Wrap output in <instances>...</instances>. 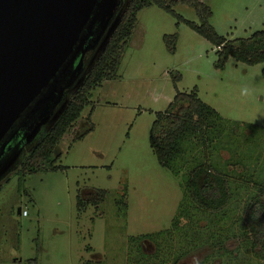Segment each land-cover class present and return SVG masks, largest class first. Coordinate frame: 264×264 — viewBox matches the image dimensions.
<instances>
[{"label":"rangeland","instance_id":"1","mask_svg":"<svg viewBox=\"0 0 264 264\" xmlns=\"http://www.w3.org/2000/svg\"><path fill=\"white\" fill-rule=\"evenodd\" d=\"M127 1L120 2L108 31ZM200 1L211 10L210 25L226 40L246 39L253 32L264 31V0ZM173 11L198 24L191 7L179 4ZM136 19L116 78L91 90L88 105L57 145L60 157L56 165L64 170L28 175L22 183L16 175L20 159L53 126L56 118H52L0 178V264H126L127 256L142 242L167 232L180 209L185 175L157 164L149 147V132L156 113L166 110L176 92L188 94L195 89L198 99L220 117L221 128L233 129V134L245 131L248 135L252 129H244L247 125L264 128V62L249 66L228 58L223 69H218L217 48L174 16L151 6L141 9ZM173 34L177 37L174 54L163 41L165 35ZM98 54L99 48L87 56L89 61L75 88L66 95V103ZM242 89L250 94L242 96ZM90 124L93 129L81 140H74ZM252 134H256L255 129ZM260 139L257 159L256 155L245 159L244 148L240 149L243 167L233 164L237 158L229 153L225 140L221 144L226 149L218 147L211 155L208 150L203 158H212L220 166L229 162L226 168L234 188L233 216L253 192L245 183L237 189L239 174L251 170L257 171L256 175L264 173V168L260 170L264 134ZM186 146L191 150L182 157L184 170V165L193 161L192 155L200 156L198 148L190 143ZM96 191L105 192L103 201L97 206L86 204L89 194ZM78 198L83 206L77 205ZM22 211L27 215L21 216ZM187 212L182 228L189 235L186 239L180 236L172 245L175 251L183 245L191 249L184 263H259L241 254V240L238 235L233 237L238 233L237 224L215 223V216L202 215L191 206ZM197 237L198 242L192 240ZM221 245L226 256H221ZM145 251L155 253L149 244ZM236 252L241 254L237 258L233 255ZM162 263L170 264L166 259Z\"/></svg>","mask_w":264,"mask_h":264},{"label":"trees","instance_id":"2","mask_svg":"<svg viewBox=\"0 0 264 264\" xmlns=\"http://www.w3.org/2000/svg\"><path fill=\"white\" fill-rule=\"evenodd\" d=\"M179 4L193 9L198 24L188 22L174 13L173 7ZM151 6L174 16L178 23H184L191 31L217 48L215 67L218 69H223L228 58L249 66L264 62V31L253 32L246 39L226 40L218 35L210 25L211 10L200 0H128L98 56L77 89L68 97L63 111L53 126L20 159L19 169L16 172L19 183H22L28 175L64 170L63 167L56 165L60 157L57 152L58 143L80 117L84 107L88 105L91 90L103 81L116 78L123 50L136 25V16L141 9ZM176 38V34L163 37L165 46L172 54L175 52ZM88 61L86 59L85 65ZM176 78L179 79V76ZM66 95H68L67 91ZM89 118L90 115L87 116V121ZM221 124L222 120L218 114L198 99L195 89L188 94L176 92L166 110L156 113L149 132V147L161 168L183 172L185 175L182 184L183 196L177 218L171 228L167 232L154 236L155 238L151 241L142 242L141 247L138 245L139 248L127 256L126 264H155L158 259L161 263L166 259V262L170 264H186L183 259L191 249L183 245L184 248L175 251L172 245L180 236L186 239V236L189 235V232L182 228L184 224L182 219L185 218V215L188 216L187 207L190 206L202 215L215 216V223L224 221L225 225L227 223L237 224L239 226L238 233L233 237L238 235L241 240L239 246L241 254L248 256V261L264 263V173L259 172L256 175L257 171L252 172L251 170L245 172V175L239 174L236 183L237 189L242 183H245L253 192L244 200L238 215L233 216L230 206L234 198V188H232L229 171L226 168L229 162L224 161L220 166L212 158L203 159L208 150L211 155V151L217 152L218 147L221 150L226 149L227 147L221 144L225 140V144L230 148L229 153L237 158L233 164L243 167L242 160H240V156H242L240 149L244 148L245 159H253L252 155L257 154V147L261 135L264 134V128L247 125L244 129L248 128L249 131L252 129L248 135L245 131L242 134L239 132L233 134V129L221 128ZM92 129L93 126L90 124L89 128L74 140H81ZM254 129L256 134H252ZM191 139L195 140L194 144L190 141ZM188 143L200 150V156L192 155L193 161L184 165L187 170L185 171L181 162L185 160V157L182 158L183 155L190 154L191 149L187 151L186 146ZM28 145L29 143L23 141L20 147L23 150ZM201 158L202 160H200ZM255 158L257 159V155ZM260 168V170L264 168V162ZM104 197V191L92 192L85 203L97 206ZM77 205L83 206L84 202L78 198ZM142 238L138 240L140 241ZM192 240L198 242L199 238ZM189 243L192 246L197 244H193L192 241ZM146 244L154 248L153 255L146 253ZM160 248L163 249V252L159 255ZM193 249L195 248L193 247ZM220 249L223 251L221 256H226L227 251L222 245ZM241 254L233 253L236 255L235 258ZM198 264H206V262Z\"/></svg>","mask_w":264,"mask_h":264},{"label":"water","instance_id":"3","mask_svg":"<svg viewBox=\"0 0 264 264\" xmlns=\"http://www.w3.org/2000/svg\"><path fill=\"white\" fill-rule=\"evenodd\" d=\"M121 1L0 0V178L20 157L21 142L63 111L85 54L100 52Z\"/></svg>","mask_w":264,"mask_h":264},{"label":"flooded vegetation","instance_id":"4","mask_svg":"<svg viewBox=\"0 0 264 264\" xmlns=\"http://www.w3.org/2000/svg\"><path fill=\"white\" fill-rule=\"evenodd\" d=\"M111 22H112V21H111ZM95 50H96V48H95L94 50H92V51H88V52L85 54V56H84V65H85V62H86L85 57L88 56L90 53L94 52ZM67 93H68V92H67ZM58 108H59V105L55 108V110H54L53 113H55V112L58 110ZM18 141H19V140L17 139L16 142H18Z\"/></svg>","mask_w":264,"mask_h":264},{"label":"clouds","instance_id":"5","mask_svg":"<svg viewBox=\"0 0 264 264\" xmlns=\"http://www.w3.org/2000/svg\"><path fill=\"white\" fill-rule=\"evenodd\" d=\"M249 94H250V92H249L248 89H242V91H241V95H242V96H247V95H249Z\"/></svg>","mask_w":264,"mask_h":264},{"label":"built area","instance_id":"6","mask_svg":"<svg viewBox=\"0 0 264 264\" xmlns=\"http://www.w3.org/2000/svg\"><path fill=\"white\" fill-rule=\"evenodd\" d=\"M26 215H27V214H26V212H25V211H22V212H21V216H23V217H24V216H26Z\"/></svg>","mask_w":264,"mask_h":264}]
</instances>
